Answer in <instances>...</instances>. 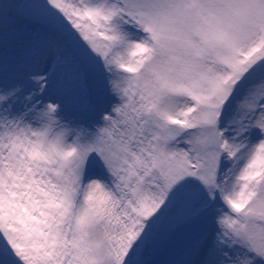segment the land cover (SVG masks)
Here are the masks:
<instances>
[{
  "label": "snow or ice",
  "instance_id": "6c2138e0",
  "mask_svg": "<svg viewBox=\"0 0 264 264\" xmlns=\"http://www.w3.org/2000/svg\"><path fill=\"white\" fill-rule=\"evenodd\" d=\"M0 264H264V0H0Z\"/></svg>",
  "mask_w": 264,
  "mask_h": 264
}]
</instances>
